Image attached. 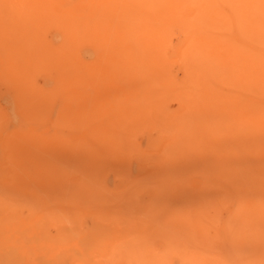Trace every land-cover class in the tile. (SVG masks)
Wrapping results in <instances>:
<instances>
[{"label":"bare ground","instance_id":"obj_1","mask_svg":"<svg viewBox=\"0 0 264 264\" xmlns=\"http://www.w3.org/2000/svg\"><path fill=\"white\" fill-rule=\"evenodd\" d=\"M24 263L264 264V0H0Z\"/></svg>","mask_w":264,"mask_h":264},{"label":"rangeland","instance_id":"obj_2","mask_svg":"<svg viewBox=\"0 0 264 264\" xmlns=\"http://www.w3.org/2000/svg\"><path fill=\"white\" fill-rule=\"evenodd\" d=\"M54 232V230H50V233L53 235V234H55V232ZM26 263H28V262H26ZM25 264V263H24Z\"/></svg>","mask_w":264,"mask_h":264}]
</instances>
